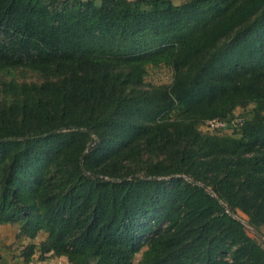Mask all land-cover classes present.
<instances>
[{
    "label": "trees",
    "instance_id": "1",
    "mask_svg": "<svg viewBox=\"0 0 264 264\" xmlns=\"http://www.w3.org/2000/svg\"><path fill=\"white\" fill-rule=\"evenodd\" d=\"M0 73V225L40 254L264 264V0H0Z\"/></svg>",
    "mask_w": 264,
    "mask_h": 264
},
{
    "label": "rangeland",
    "instance_id": "2",
    "mask_svg": "<svg viewBox=\"0 0 264 264\" xmlns=\"http://www.w3.org/2000/svg\"><path fill=\"white\" fill-rule=\"evenodd\" d=\"M175 5L183 4L189 0H171ZM15 79L22 82L24 84H34V83H40L42 81L39 74L34 73L32 71H25L20 70L17 71L15 74ZM173 80V73L171 69L167 67H149L146 76L143 79L144 86L146 88L154 86V87H169ZM7 84L11 82L10 76L7 74L0 73V88L4 87V83ZM4 98H6L5 95L0 96V101H2ZM253 110V106H247L245 108L237 107L233 113L234 117H242L246 118L250 115V113ZM199 130L202 133L207 134L205 131L207 129L205 128L204 124L200 125ZM229 130H220L214 133L218 134H226ZM212 132V131H211ZM231 132V131H229ZM238 220L242 222L244 225L247 234L253 238L257 243L262 245L264 247V230H261L260 232L256 231L253 227H251L248 224L247 218L242 213L238 212L235 216ZM46 237L45 233H40L34 240H29L24 237L19 236V227L17 225H9V224H3L0 225V256H1V264H26L24 263V257L26 248L30 244L36 245V252L31 257V260L28 264H69L66 258L64 257H54L51 254H40L38 251V246L41 241H43ZM147 248H143L140 253H138L134 257L133 263L136 264L141 256L142 252H144Z\"/></svg>",
    "mask_w": 264,
    "mask_h": 264
},
{
    "label": "built area",
    "instance_id": "3",
    "mask_svg": "<svg viewBox=\"0 0 264 264\" xmlns=\"http://www.w3.org/2000/svg\"><path fill=\"white\" fill-rule=\"evenodd\" d=\"M204 126L207 129V131L213 132L215 130H221L222 128H224L225 123L218 120H208L204 123Z\"/></svg>",
    "mask_w": 264,
    "mask_h": 264
}]
</instances>
